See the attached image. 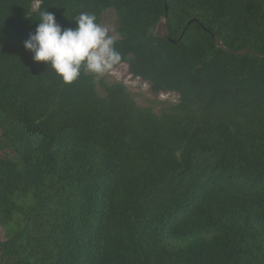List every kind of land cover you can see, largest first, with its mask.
I'll list each match as a JSON object with an SVG mask.
<instances>
[{
  "label": "trees",
  "instance_id": "trees-1",
  "mask_svg": "<svg viewBox=\"0 0 264 264\" xmlns=\"http://www.w3.org/2000/svg\"><path fill=\"white\" fill-rule=\"evenodd\" d=\"M107 9L160 114L23 47ZM0 227V264H264V0H0Z\"/></svg>",
  "mask_w": 264,
  "mask_h": 264
},
{
  "label": "clouds",
  "instance_id": "clouds-1",
  "mask_svg": "<svg viewBox=\"0 0 264 264\" xmlns=\"http://www.w3.org/2000/svg\"><path fill=\"white\" fill-rule=\"evenodd\" d=\"M73 21L74 28H62L55 15L45 10L23 43L34 61L50 66L66 84L78 78L82 67L103 74L121 59L113 37L95 22V15L81 13Z\"/></svg>",
  "mask_w": 264,
  "mask_h": 264
},
{
  "label": "rangeland",
  "instance_id": "rangeland-1",
  "mask_svg": "<svg viewBox=\"0 0 264 264\" xmlns=\"http://www.w3.org/2000/svg\"><path fill=\"white\" fill-rule=\"evenodd\" d=\"M119 23L118 16L113 9H107L103 12L99 25L108 29V34L112 37H117V26ZM159 33L163 32V23L161 22L157 29ZM89 72V71H88ZM107 83H120L126 87L133 100L141 107H150L154 113L160 114L162 109L169 105H173L178 101V94L175 92H158L154 93L150 89L149 82L133 77L128 71V65L121 63L113 66L103 74L96 76V88L100 95H104L102 88L99 85L100 80ZM4 233L0 227V239H3Z\"/></svg>",
  "mask_w": 264,
  "mask_h": 264
},
{
  "label": "water",
  "instance_id": "water-1",
  "mask_svg": "<svg viewBox=\"0 0 264 264\" xmlns=\"http://www.w3.org/2000/svg\"><path fill=\"white\" fill-rule=\"evenodd\" d=\"M166 10H167V7H166ZM163 23V22H162ZM171 42H176V40H171Z\"/></svg>",
  "mask_w": 264,
  "mask_h": 264
}]
</instances>
